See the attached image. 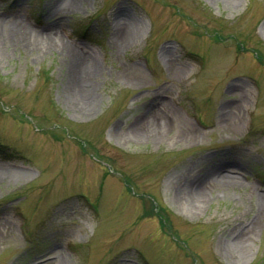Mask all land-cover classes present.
Masks as SVG:
<instances>
[{"label": "rangeland", "instance_id": "1", "mask_svg": "<svg viewBox=\"0 0 264 264\" xmlns=\"http://www.w3.org/2000/svg\"><path fill=\"white\" fill-rule=\"evenodd\" d=\"M0 19V264H264V0Z\"/></svg>", "mask_w": 264, "mask_h": 264}, {"label": "bare ground", "instance_id": "2", "mask_svg": "<svg viewBox=\"0 0 264 264\" xmlns=\"http://www.w3.org/2000/svg\"><path fill=\"white\" fill-rule=\"evenodd\" d=\"M0 32H2V33H0V37H2L3 39L7 40V39L10 38L9 37L10 35H13L15 33L21 32V26L18 24V22H11L10 23V22H8L5 19H0ZM124 34H125V36L127 35V31L126 30H124ZM48 39L49 38H44V41L45 42H48ZM79 61L81 62V60L75 59L74 60V63L75 62H78L79 63ZM84 84H86V83H84ZM86 85H88V84H86ZM72 89H73V91H75V93H77V95L78 94H81L82 92L85 91V90H83L85 88L80 83H74V85H72ZM216 177H217L216 179H224V180H229L230 179V178H228V177H230L228 175L227 176L226 175L225 176H222V175H218L217 174Z\"/></svg>", "mask_w": 264, "mask_h": 264}]
</instances>
